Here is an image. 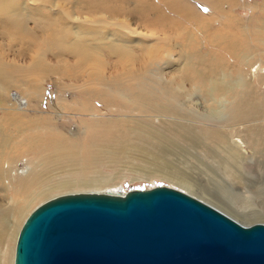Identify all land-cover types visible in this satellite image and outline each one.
I'll use <instances>...</instances> for the list:
<instances>
[{"label":"bare ground","instance_id":"obj_1","mask_svg":"<svg viewBox=\"0 0 264 264\" xmlns=\"http://www.w3.org/2000/svg\"><path fill=\"white\" fill-rule=\"evenodd\" d=\"M92 1L94 3H89ZM120 1L122 7L108 5V10L106 3L100 6V0H0L3 16L17 17L18 13L27 14L28 11L45 14L48 10L57 27L55 31H49L47 27L51 24L46 23L50 21L43 18L44 22L40 26L44 28L41 40L44 50L40 54L36 53L29 65L25 63L27 67L24 64L23 67L16 66L14 59L13 62L12 59L6 60L0 54L2 110L17 115L34 113L33 117L42 120L37 102L42 98V91L40 85L28 80L32 74L37 75L40 81H44L51 73L92 82L91 79L100 76V70L96 67L98 54L104 55L106 63L112 58L117 62L126 61L127 70L135 66L136 61H145L143 53L158 60L157 63L151 62L153 69L130 77L135 83L131 98L126 86L114 84L108 87L111 95L132 102L133 108L125 112V116L134 117L135 112L150 115L151 119L157 120L158 126L133 123L115 133L100 127L94 135V141L79 148L70 146L68 137L59 132L56 143L41 152L42 170L37 172L35 166L28 164H24L21 169L14 166L12 177L8 174V167L6 171L2 169V163L9 160L4 158L9 155L7 151L15 149V144L12 145L9 136L0 131V192L7 201L5 209L0 207V247L6 245L3 254L5 261L0 251V264H13L18 229L36 204L55 193L70 189L110 193L99 189L116 184L118 175H104L98 171L96 165L102 159L111 164L126 161L121 169L129 170L138 177H158L177 184L188 195L204 201L242 225L264 223V213L251 209V206L254 207L253 202L257 201V204L261 200V204H264V192L259 191L258 184L257 188L255 185L243 184L246 178L243 174L251 168L247 161L251 159H255L254 167L264 178V93L260 98L254 96V90L260 91L259 88L264 84V0L251 7L252 14L248 18L232 15L236 6L246 8L244 3L239 4V0H204L208 5V18L194 14L186 0H163V6L151 3L152 14H149L151 8L146 7L148 0L144 7L139 6L137 0ZM13 5L18 12H15ZM143 10L152 17L155 27L164 23L158 16L167 12L176 13L183 22L194 23L204 39L214 43V47L224 51L225 56L231 57L235 63L228 66L225 72L222 70L225 66L223 58L218 63L204 67L205 55L181 51L178 56L180 63L176 65L175 56L166 50L169 41L157 39L153 30L145 33L129 24L114 28L113 25L121 19L140 20ZM11 25L20 33L31 36L22 20L14 19ZM237 34H241L242 41L233 39ZM53 49L58 51V64L72 62L63 67L65 70L69 66L65 71L53 67L49 64L51 62H45L46 51ZM66 57L67 61L64 60ZM24 70L28 71L16 83L17 75ZM252 79L259 80L252 84ZM53 83L58 89L63 88L59 80ZM14 88L19 89L21 94L17 97L13 95L12 99L10 92ZM22 103L24 108H21ZM52 107L69 110L78 117L90 113L83 101H67L62 96H58ZM198 123L214 125L215 128L200 131L193 126ZM232 124L235 126L229 127ZM190 166L214 176L222 174L241 185L240 194L246 200L239 206L251 210L241 215L240 211L231 208L228 205L230 198L223 189H212L195 178L189 172ZM50 171H58V174L52 175ZM61 175L68 178H60ZM6 179L8 182L4 184ZM193 189L213 196L217 203L229 211L192 192ZM240 217L244 220V217H249L250 220L245 222Z\"/></svg>","mask_w":264,"mask_h":264},{"label":"rangeland","instance_id":"obj_2","mask_svg":"<svg viewBox=\"0 0 264 264\" xmlns=\"http://www.w3.org/2000/svg\"><path fill=\"white\" fill-rule=\"evenodd\" d=\"M138 5L144 7L146 4V0H137ZM239 4L246 5V8H242L241 6H236V10L232 13V15H236V17L240 16L242 18H248L252 14V6L255 4H259L261 0H239ZM34 3L39 4L38 1ZM94 3V1L89 2ZM101 5L103 6L105 3L107 4V9L110 10L108 5H114L116 7H122V1L120 0H100ZM99 3V4H100ZM153 5H162L163 0H148L146 7L151 8L149 14L153 13L152 7ZM189 8L192 11L198 14H202L203 17L208 18L206 16V11L208 9L207 1L202 0H186ZM205 6H204V5ZM14 6V5H13ZM10 8H12L10 6ZM14 6L15 12L19 10ZM189 9V10H190ZM152 10V12H151ZM191 11V10H190ZM170 13V12H169ZM18 13L17 17H6L2 15L0 11V54L3 55L4 59L11 60L13 59L16 66L27 67L30 64L31 58L36 56V53L40 54V51H43L42 44V34L44 32V28L40 26L43 18H47L51 24L50 27H47L49 31H55L56 25L51 15H49V11L47 10L45 14L40 11H28V13ZM146 11H142L140 13V22L137 18L133 20L121 19L119 23H115L114 28H119L123 24H129L131 27H135L138 30H143L145 33H150V30L155 33V37L157 39H167L169 42L166 45V50L173 56H175V64L178 65L180 62L178 61V56L180 52H185L186 54H196V55H205L206 63L204 67H208L210 64H215L220 62V59H224V67H222L223 71H227V67L231 66L235 62L231 59V57H226L224 51H220L216 47H214V43L204 39L201 35V31L199 28L192 22H183L181 21V17L177 18L178 15L173 12V14H162L159 15L158 18L163 20V24L159 27L154 26V22L152 17ZM238 15V16H237ZM183 16V15H182ZM14 19L22 20V24L24 27L31 33V36H26L19 32L18 29L14 28L11 25V22ZM141 24H139V22ZM145 23V24H144ZM132 24V25H131ZM148 26V28H147ZM215 26V25H214ZM146 27V28H145ZM140 28V29H139ZM152 28V29H151ZM106 31V30H102ZM107 32V31H106ZM192 36L189 38V36ZM135 37V36H134ZM234 40L242 41L243 38L241 34H237L233 37ZM174 44L180 45L179 47ZM162 46V45H161ZM139 48V47H137ZM144 62L136 61L135 66L131 67L129 70L126 68V61L117 62L114 58L110 59L108 63H106V58L104 55H97L99 60H96V67L100 70V76L94 79H91L92 82H84L82 79H76L71 77L70 75L63 74H49L44 81L37 80V75H30L28 78L31 83L36 85H40L41 87V99L39 98V108L42 116V120L33 117L34 113L20 114L17 115L8 110L0 109V131L6 133L10 140L12 141V145L15 144V149H11L8 152V156L4 159L5 162L2 163V169L4 171L8 170V174L12 177L14 176L11 170L12 167L16 166L21 169L24 164H28V166H35L36 171L43 169V162L41 159V152L45 148H49L50 144H55L57 140V136L60 135L59 132L68 137V144L73 147H82L87 143H91L94 141V135L98 133L100 127L105 130H110L109 133H115L118 131L125 130L126 127L131 126L133 123H147L152 126H158L157 120L151 119L152 116L139 114L137 112L134 113V117L125 116V112L132 110L133 105L132 102L126 99L119 98L117 95H111L109 93V88L114 86V84H120L126 86L129 89V97L131 98V93L135 91V83L130 78L133 74L143 73L145 70L153 69L154 65L152 63H157L158 60L155 58L151 59L150 56L143 53ZM137 56V55H136ZM69 57V56H68ZM68 57L64 60L67 61ZM28 59V60H27ZM60 60L58 51L53 49L51 51H46L45 53V62L49 63L53 67H60L62 71H65L63 67L65 65H69V63H57ZM63 60V61H64ZM136 60H141L140 58H136ZM21 61V62H20ZM28 63H27V62ZM26 63V64H25ZM183 63V62H182ZM151 65L150 67H148ZM184 65V64H183ZM88 67V66H87ZM28 70L21 71L16 78V83L19 82V79L27 72ZM118 75V76H116ZM175 76V75H174ZM193 77V74L189 75ZM84 80H87L84 75H82ZM112 78V80H111ZM18 79V80H17ZM59 80L63 84V88L58 89L54 85L53 82ZM259 79H255L252 84L256 83ZM194 83H196L194 81ZM109 87V88H108ZM260 91L256 92L254 90V96L260 98L261 94L264 93V84L259 88ZM21 91L19 89H12L10 95L19 96ZM58 96H62L67 101L80 102L83 101L84 104L90 110V113L84 114L80 117L73 116V112L69 110H61L55 109L52 105L56 102ZM54 102V103H53ZM24 103V101H23ZM22 103L21 108H24ZM34 103V102H33ZM2 106V105H1ZM10 106V105H9ZM8 106V107H9ZM34 106V105H33ZM32 107V106H30ZM197 129L200 131H204L207 129L215 128L214 125H205V124H194ZM235 126V125H230ZM236 126L235 128H237ZM223 131L224 128L221 127ZM27 143V146H25ZM24 144V146H23ZM3 159V160H4ZM108 160L102 159L100 163H98L97 170L105 173L106 175H115L118 176V181L113 186H108L107 188L99 189L102 192H114V193H125L132 189H147L155 186H167L179 191H183L181 187L177 184H174L168 180H164L158 177L152 178H144L138 177L134 175V173L129 170L121 169V166L124 165L126 161H120L116 164H111L107 162ZM64 163L63 160H61ZM251 168L249 171L245 172L244 175L245 181L243 182L246 186L255 185L258 187L259 191L264 192V178L261 172L258 174V169L255 166V159H251L247 161ZM16 164V165H15ZM8 167V168H6ZM188 167V166H187ZM192 171L189 172L198 180L206 183L208 187H213L212 189L220 188L223 189V192L230 198L228 201V205L233 207V209L240 211L239 213L245 214V212L253 210H259L264 213V204H261L260 200L257 204L253 202L254 207L251 206V209L241 208L239 203L244 204L243 201L246 200V197L241 196V185H238L236 182H232L229 177L222 176V174L214 176L213 174H208L206 172H201L198 170L199 168L191 167ZM254 168V169H253ZM121 169V170H120ZM201 169V167H200ZM256 169V172L254 171ZM20 172V171H19ZM39 172V171H37ZM249 172V173H248ZM52 175L58 174V171H50ZM104 174V175H105ZM120 174V175H119ZM261 174V175H260ZM199 175V176H197ZM50 177V176H49ZM52 178V177H51ZM60 178H68L65 175H61ZM214 178V179H213ZM57 179V178H54ZM213 180V181H212ZM249 184H247L248 182ZM8 182V179L5 180L4 184ZM216 184V185H215ZM258 184V186H257ZM260 184V185H259ZM263 186V188L260 186ZM110 187V188H109ZM261 189V190H260ZM199 190L193 189L192 192H195L198 195H202L204 199L210 200L212 203L216 204L220 208L224 210H228L221 204L217 203L213 196L211 197L209 194L199 193ZM93 192L92 190L86 191V189H70L69 191H63L55 193L54 195L48 197L47 199L41 201L36 204L33 209L28 213V215L41 203L47 201L48 199L69 194V193H88ZM233 192V193H232ZM238 193V196H237ZM187 194V193H186ZM191 196V195H190ZM237 196V197H236ZM193 197V196H192ZM241 197V199H240ZM243 197V198H242ZM196 198V197H195ZM233 198V199H232ZM197 199V198H196ZM243 199V200H242ZM20 200V199H19ZM18 200V201H19ZM199 200V199H198ZM232 200V201H231ZM201 201V200H200ZM6 200L3 199V195L0 192V207L5 209ZM204 202V201H202ZM233 202V203H232ZM205 203V202H204ZM264 203V202H263ZM260 206V208H258ZM262 206V207H261ZM8 209V208H7ZM243 209V210H242ZM246 210V211H244ZM229 211V210H228ZM244 211V213H243ZM237 213V215H240ZM27 215V216H28ZM27 216L22 221L20 228L27 218ZM242 220L243 217H240ZM247 220H250L249 217H244ZM18 235V233H17ZM16 243V240H15ZM6 250V245L0 247V251L2 253V260L5 261V256L3 255Z\"/></svg>","mask_w":264,"mask_h":264},{"label":"water","instance_id":"obj_3","mask_svg":"<svg viewBox=\"0 0 264 264\" xmlns=\"http://www.w3.org/2000/svg\"><path fill=\"white\" fill-rule=\"evenodd\" d=\"M13 264H264V223L167 186L66 194L27 216Z\"/></svg>","mask_w":264,"mask_h":264}]
</instances>
